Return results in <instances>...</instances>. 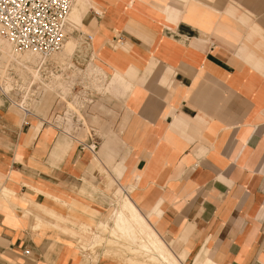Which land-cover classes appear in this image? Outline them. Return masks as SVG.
<instances>
[{"label":"crops","instance_id":"obj_1","mask_svg":"<svg viewBox=\"0 0 264 264\" xmlns=\"http://www.w3.org/2000/svg\"><path fill=\"white\" fill-rule=\"evenodd\" d=\"M215 1L75 0L74 29L92 44L78 54L131 90L103 116L102 140L71 144L42 123L57 99L41 122L9 103L30 121L0 133V264H78L47 218L73 220L82 249L124 198L182 264H264V49L249 41L264 15Z\"/></svg>","mask_w":264,"mask_h":264},{"label":"rangeland","instance_id":"obj_2","mask_svg":"<svg viewBox=\"0 0 264 264\" xmlns=\"http://www.w3.org/2000/svg\"><path fill=\"white\" fill-rule=\"evenodd\" d=\"M215 2H222L221 5H224L226 4V2H229V0H216ZM238 2L246 10L250 11L249 9H251L252 11H254L256 15H264V0H238ZM246 7H249V9H247ZM252 11L250 12L253 13ZM81 30L82 29H74L73 26H69L68 24L65 26V42L62 50L55 57L58 58V60L62 61L68 58L72 59L75 63L74 68H72L71 70H63V72L60 73V78L58 77L57 80H52L50 86L48 88H45L43 99L39 103H37L31 110L32 113L36 115V118L31 117L30 119L31 121L36 120L38 122H41V115L43 114V112L47 107L52 105L54 99L56 100L58 98L57 96H59L60 100H56L54 105L55 108L52 110L53 116L58 114V112H62L64 110L68 112L70 110L77 114L80 123V129L70 130V134L66 136L56 135L58 140H63L64 143L68 142L70 144L74 141V137L84 139L85 136H87L88 138L91 134H96L95 137L102 140V138L104 137V130L106 128L107 131L110 129V124H107L105 122L106 119L103 116H106L107 114L109 118L112 117L110 116V106H114V104H116L114 103V100L118 98L117 93H119V91H121L125 96V94L131 90V88L121 87V81L119 77L113 82V77L117 76L116 71L109 75L108 71L104 68V66L100 64V62H98L99 60L94 54H78L77 50L80 48L92 49V44H89L81 39ZM253 31H256L252 32V36H255L256 39L252 38L249 41L254 42L264 49V28L258 23L257 26L253 27ZM111 44L113 45L114 43ZM7 53L11 54L14 57L15 61L10 60L7 56ZM0 58L1 78H3V75L4 77L7 75L5 69L7 67V64H9V66H14L15 64L23 65L25 62H30L33 64L36 63V61H38L39 59L38 56L30 53V51L23 52L14 50L13 47L2 36L0 37ZM28 69L32 70L31 72L35 78L38 77V74L33 71V69ZM18 72L21 75L20 70H18ZM73 86L74 90H72ZM6 89L8 90L9 88L6 87ZM76 91H79L82 97L86 96L87 94H94V101L91 104H88L83 100L79 102H72L71 99L68 100L67 97L70 96L69 98H71ZM58 102L64 104V109L62 111H60L61 109L57 106V104H59ZM17 104L21 106L23 105L22 103ZM9 105V102L0 103V116L4 118L2 122L4 121V124H6L8 128H1L0 130L4 131L5 134L1 131L0 133L2 135H5L7 139L8 137H10V132L13 131L14 124L20 125V123L24 124V122L30 121L29 117L24 116L21 110H18L17 112L15 108L10 107ZM112 115L114 114L112 113ZM2 122L0 124L1 126ZM69 123L71 127V122ZM91 124L98 128L96 129L95 133L91 131V128L93 127ZM0 194L7 196V194L5 193ZM115 208L117 207H114V209ZM25 210L29 211L30 213L40 215L33 210ZM22 217L23 219H29L30 215L24 217L22 212ZM47 221L49 224L56 223V226H48L45 227L44 230L48 228L56 229L49 230L54 231V233H57L58 236L64 238V243L66 245L70 244L74 248L73 250L75 254H77L76 262H78V264L79 262L80 264H96V262H98L99 260V257L113 262L114 264H128L127 262H125L127 258H130L132 262L142 264L163 263V261H161L160 259L156 260V263L148 262L147 259L148 255L150 254H146L144 250L136 248L135 245L133 246L132 251L127 250L126 246L130 242L127 243L126 241L117 240V238L111 233L110 228L106 230V235L105 233L103 235L102 231L96 232L94 234H91L89 232H82L80 234V237L84 242H82L81 244V249L78 247L76 240L70 236V233L73 230L70 231L69 229L74 228L75 223L73 220L67 217H63L62 219L47 218ZM60 228H64L65 231H60ZM97 235L102 236V242L100 243V245L96 248L88 247L93 238H95V236ZM136 250L137 252L139 251V253H136ZM156 258H158L157 255Z\"/></svg>","mask_w":264,"mask_h":264},{"label":"built area","instance_id":"obj_3","mask_svg":"<svg viewBox=\"0 0 264 264\" xmlns=\"http://www.w3.org/2000/svg\"><path fill=\"white\" fill-rule=\"evenodd\" d=\"M73 3L74 0H0V35L14 50L23 52L30 50L40 56L33 64L30 62L23 65L14 63V66L7 64L5 68L7 75L0 77V96L11 105L22 103L21 110L27 115L43 99L44 90L50 86L52 80L60 78L63 70L74 68L75 63L72 59L62 61L55 57L65 42V21ZM86 40L91 42L92 36H87ZM28 68L33 69L38 77L35 78L32 70ZM57 97L60 100V97ZM69 97L67 99H71L72 102L83 100L91 104L95 95L87 94L82 97L80 92L76 91L71 98ZM42 121L43 126H51L57 132L66 135L70 134V130L80 129L77 114L70 110L68 112L64 110ZM87 147L94 151L96 144L91 143Z\"/></svg>","mask_w":264,"mask_h":264},{"label":"bare ground","instance_id":"obj_4","mask_svg":"<svg viewBox=\"0 0 264 264\" xmlns=\"http://www.w3.org/2000/svg\"><path fill=\"white\" fill-rule=\"evenodd\" d=\"M74 3L66 18L65 23L66 25L68 23L69 26H73L74 28H76L75 25L79 24V18H78L79 13L77 14L76 8L73 9ZM83 11H85V9ZM26 51H30V50H26ZM30 53L35 54L40 58L38 53L33 51H30ZM7 56L10 60L15 61L14 57L11 54L7 53ZM116 79L117 77L114 76L113 82ZM135 207L125 198L118 201L117 209L113 214V218L110 226L111 233L119 241L122 240V241H126L127 243L130 242L126 246L127 250L132 251V248L135 245L136 248L144 250L146 254H150L148 255V259H147L148 262L150 263H156V260L160 259L161 261H163V263L161 264H182L179 258L172 254V252L166 247V245L161 240V238L147 224L145 218L142 216V214L140 215V213L136 210ZM136 253H139V251L137 252L136 250ZM156 255L158 258H156ZM125 262H127L128 264H142V263L132 262L130 258H127ZM205 264H210V263L206 262Z\"/></svg>","mask_w":264,"mask_h":264}]
</instances>
